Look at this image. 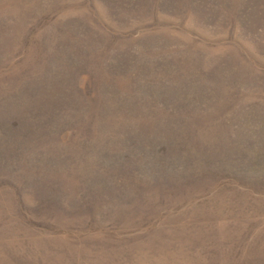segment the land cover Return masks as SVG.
<instances>
[{"label": "rangeland", "instance_id": "1", "mask_svg": "<svg viewBox=\"0 0 264 264\" xmlns=\"http://www.w3.org/2000/svg\"><path fill=\"white\" fill-rule=\"evenodd\" d=\"M0 264H264V0H0Z\"/></svg>", "mask_w": 264, "mask_h": 264}]
</instances>
